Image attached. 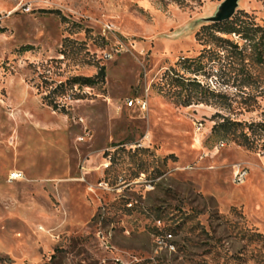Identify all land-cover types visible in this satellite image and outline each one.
<instances>
[{"label": "rangeland", "instance_id": "rangeland-1", "mask_svg": "<svg viewBox=\"0 0 264 264\" xmlns=\"http://www.w3.org/2000/svg\"><path fill=\"white\" fill-rule=\"evenodd\" d=\"M223 1L0 0V264H264V0Z\"/></svg>", "mask_w": 264, "mask_h": 264}, {"label": "trees", "instance_id": "trees-1", "mask_svg": "<svg viewBox=\"0 0 264 264\" xmlns=\"http://www.w3.org/2000/svg\"><path fill=\"white\" fill-rule=\"evenodd\" d=\"M209 23V22H208ZM212 26H219V25H228V20L227 21H223V22H215V23H210ZM223 34H231V33H237L238 31L234 29V27L231 26H227L226 29H223L221 31ZM102 80L103 79V71L102 69H99V73L96 75V78H84V79H74L71 82L73 84H79V85H83L85 87H90L92 85H94V83L96 82L95 80ZM182 84V83H181ZM191 84H194L193 86L196 87V89H200L198 83H194L191 82ZM185 86V85H184ZM187 86V85H186ZM203 91V90H202ZM206 92V91H204Z\"/></svg>", "mask_w": 264, "mask_h": 264}, {"label": "water", "instance_id": "water-1", "mask_svg": "<svg viewBox=\"0 0 264 264\" xmlns=\"http://www.w3.org/2000/svg\"><path fill=\"white\" fill-rule=\"evenodd\" d=\"M236 5L237 0H224L219 7V12L214 17L207 19V21L215 23L229 20L234 13Z\"/></svg>", "mask_w": 264, "mask_h": 264}, {"label": "built area", "instance_id": "built-area-1", "mask_svg": "<svg viewBox=\"0 0 264 264\" xmlns=\"http://www.w3.org/2000/svg\"><path fill=\"white\" fill-rule=\"evenodd\" d=\"M127 106H131L132 105V102L130 100L127 101L126 103ZM144 107V103H141V108ZM201 127L200 124H198L197 126V130H199ZM223 144L222 143H219V147H222ZM20 174L17 173V172H12L9 174V179H16V178H19ZM245 176H246V171L245 170H236L233 174V177H234V182L236 184H241L243 182V180L245 179ZM156 241L157 242H160L159 240V237L156 238Z\"/></svg>", "mask_w": 264, "mask_h": 264}]
</instances>
